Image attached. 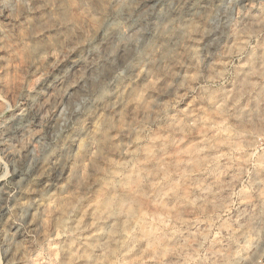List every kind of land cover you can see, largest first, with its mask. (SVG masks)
I'll return each mask as SVG.
<instances>
[{"label":"clouds","instance_id":"9594fccd","mask_svg":"<svg viewBox=\"0 0 264 264\" xmlns=\"http://www.w3.org/2000/svg\"><path fill=\"white\" fill-rule=\"evenodd\" d=\"M0 264H264V0H0Z\"/></svg>","mask_w":264,"mask_h":264}]
</instances>
